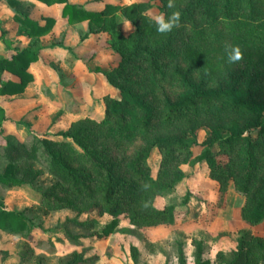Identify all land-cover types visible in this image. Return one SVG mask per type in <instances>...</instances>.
<instances>
[{"label": "trees", "instance_id": "trees-1", "mask_svg": "<svg viewBox=\"0 0 264 264\" xmlns=\"http://www.w3.org/2000/svg\"><path fill=\"white\" fill-rule=\"evenodd\" d=\"M39 1L63 4L61 15L69 24L87 21L89 31L109 33V47L120 60L115 68L103 74L117 89L118 96L104 95L102 118L71 124L67 130L59 132L62 140L31 136V142L26 144L12 135L5 136L0 147V159L4 163L0 168V184L35 188L39 192V204L49 210L69 208L88 212L96 209L99 216L111 217L99 230L96 219H66L58 229L73 245H79L84 235L107 237L118 225L120 216L127 218L135 228L173 224L174 206L159 209L154 201L184 178L178 166L190 162L191 143L181 135H155L154 132L188 115L214 117L224 110L257 117L264 114V104L253 97L250 83L241 91L238 90L241 83L233 79L229 85L210 87L207 84L215 70L227 66L226 47L235 45L241 53L264 54V0H187L178 9L179 25L170 33L158 34L150 21L151 24L144 26L145 31L137 24L129 41L116 28L113 16L116 10L125 12L128 6L107 4L102 11L93 12L67 0ZM160 2L164 4L162 12L177 8L167 9L166 0ZM180 2L175 0V4ZM6 3L20 34L37 40L53 26L52 18L37 21L30 17L33 4L18 0H6ZM183 23L189 28L185 40L181 37ZM146 29L160 35V40L150 44ZM39 50L32 46L17 51L10 58L0 55V96L23 92L33 79L27 69L37 60ZM200 70L203 73L196 78L194 73ZM5 71L15 75L18 81L3 80L1 76ZM166 81L181 89L175 99L165 91L161 93L160 87ZM155 89L160 91L156 97L153 96ZM4 118L0 107V125ZM253 127L258 128L255 136L251 135ZM70 142L80 152L71 148ZM132 145L135 147L127 153ZM201 145L199 159L209 168L210 178L222 187L231 180L236 191L246 197L241 208L242 219L250 224L259 223L264 219V125L254 123L231 129L226 137L213 130ZM215 145L220 151H216ZM66 150L74 157H67ZM153 150L160 154L154 177L148 163ZM219 152L228 155L227 162L221 166L215 160ZM74 159L77 166L73 164ZM34 163L46 168L54 179L53 185L37 186L39 174ZM59 190L64 194L60 195ZM80 203L86 207L82 211ZM32 227H35L32 217L23 211L8 210L0 200V231L25 237ZM130 252L135 260L137 249L131 246ZM26 254L30 256L29 251ZM260 255L264 256V238L243 236L238 239L229 264H256ZM178 258L179 263L184 264L181 249ZM60 264L100 263L97 256L86 258L82 252L72 251ZM194 264H207L202 259L200 242L196 243Z\"/></svg>", "mask_w": 264, "mask_h": 264}, {"label": "rangeland", "instance_id": "rangeland-1", "mask_svg": "<svg viewBox=\"0 0 264 264\" xmlns=\"http://www.w3.org/2000/svg\"><path fill=\"white\" fill-rule=\"evenodd\" d=\"M70 1L82 3L86 9L93 11L101 10L105 2L128 6L129 9L125 12L119 9L113 13L116 28L128 41L137 24L141 27L151 24L150 17L160 14L164 7L160 0ZM186 1L179 0L180 3L175 4L174 9L176 6V10L182 8ZM32 16H51L56 23L42 39L45 49L41 58L31 66L34 80L15 100L3 102L7 119L0 131V147L7 135L26 144L31 142V136L62 140L59 132L67 130L71 124L83 119L99 121L102 118L104 95L118 96L117 89L107 82L103 74L115 68L120 60L109 47L110 35L107 31L91 32L86 23L68 25L60 17L58 6L38 5ZM122 19L129 21L131 28H125ZM0 20L12 41V47L20 49L29 44L25 38H16V24L10 17L5 0H0ZM183 25L181 37L185 40L189 28L184 23ZM92 28L95 30L96 26L93 25ZM143 30L145 31V27ZM159 37L160 35L146 29V39L150 44L157 42ZM4 52L10 54L11 50L6 49ZM261 56L262 60H259ZM225 65L227 66H223V69L219 68L212 73L207 84L210 87L229 85L233 79L241 83L237 87L241 91L250 83L253 97L264 104V54L242 53L238 62H225ZM201 73L203 71L200 70L194 75L199 78ZM160 88L161 93L165 91L171 99L181 94L177 85L167 81ZM158 91L154 90V97ZM254 123L264 125V114L257 117L254 114L224 110L214 117L202 115L193 118L188 115L176 119L168 126L158 127L155 135H181L191 143L192 151L190 162L178 166L184 178L174 189L155 198L154 205L159 209L166 205L174 206V223L163 229L145 231L135 228L128 223L127 218L120 216L118 225L107 237L84 235L79 245H73L63 238L62 231L58 229L66 219H96V229L99 230L111 217L99 216L96 209L83 212L86 208L83 203L79 206L82 212L69 208L49 210L39 204V192L35 188L0 184V200L5 207L25 212L35 224V227L26 231L25 237L0 231V264H60L72 251L82 252L86 258L97 256L100 264H180L179 249L182 250L184 264H194L197 242L201 244L202 259L207 264H229L239 238H264V219L257 224H250L242 219L241 208L246 197L236 191L231 180L222 187L210 178L209 168L199 159L203 150L201 143L213 130L226 137L231 129ZM257 130L258 128L253 127L251 135L255 136ZM69 145L80 152L71 142ZM133 147L135 146L128 147L127 153ZM215 147L218 151L219 146ZM65 154L69 158L74 157L68 150ZM215 160L221 166L227 162L228 155L219 152ZM72 161L75 166L78 165L77 160ZM159 161V152L153 150L148 159L153 177ZM3 165L0 159V168ZM33 167L39 174L38 187L53 185L54 179L45 167L38 163H34ZM59 194L63 195L64 192L59 190ZM72 231L81 234L77 229ZM131 246L137 248L135 260L130 252ZM26 251L30 252V256H27ZM5 254L6 257H3ZM256 264H264L263 255L258 257Z\"/></svg>", "mask_w": 264, "mask_h": 264}, {"label": "crops", "instance_id": "crops-1", "mask_svg": "<svg viewBox=\"0 0 264 264\" xmlns=\"http://www.w3.org/2000/svg\"><path fill=\"white\" fill-rule=\"evenodd\" d=\"M18 1H22V2H27V3H30V4H33V8L31 9V12H30V17L32 18V19H34V20H37V21H41L42 20V18H46V17H49V18H52L53 19V17H51V16H42V17H39V18H34L32 15H33V11H34V9L36 8V7H38V5H43V6H45V7H51V6H58L59 8H60V17L63 19V20H65L66 21V23L68 24V25H76V24H80V23H86L87 24V26H88V22L87 21H83V22H80V23H74V24H69L68 23V21H67V19L66 18H64V17H62V15H61V10H62V5L63 4H60V3H52V4H46V3H44V2H41V1H39V0H18ZM69 3H72V4H79V5H81L85 10H87V11H93V10H88V9H86L85 8V5H83L82 3H79V2H71L70 0H67ZM5 2H6V0H5ZM7 4V3H6ZM107 4H114L113 2H105L104 3V5H103V8L101 9V10H99V11H102L104 8H105V6L107 5ZM7 7H8V10H9V14H10V17H11V19H12V21L16 24V26H15V35L17 36L16 38H18L19 40L21 39L22 40V38L24 39H26L28 42H29V44H27L25 47H22V48H20V49H18V48H16V47H12L11 46V39L7 36V31L4 29V27L1 25L2 23H1V20H0V55H2L3 57H5V58H10L13 54H15L17 51H20V50H23V49H26V48H29V47H32V46H35V47H38L40 50H39V52H38V58H37V60L35 61V62H33V63H31L30 65H29V67H28V69H27V71H28V73L32 76V81L34 80V75L31 73V66L33 65V64H37V62H38V60L41 58V55H42V52H43V50L45 49V47L43 46V44L41 43L42 42V39L53 29V27H54V25H55V20L53 19V26L51 27V29L46 33V34H44V35H42V36H40L37 40H35V39H33V38H30V37H27V36H25V35H23V34H20L19 33V31H18V24L14 21V19H13V13H12V11H11V9L9 8V6H8V4H7ZM99 11H93V12H99ZM89 27V26H88ZM2 35H4V36H2ZM4 47V48H3ZM2 49H3V51H2ZM6 49H9V50H11V53L10 54H6L4 51H6ZM1 78L3 79V80H12V81H18V78L15 76V75H13V74H11V73H9V72H7V71H5V72H3V74H2V76H1ZM32 81H30L28 84H30ZM28 84L26 85V87H25V89L23 90V92H21V93H19V95L20 94H23L24 92H25V90H26V88H27V86H28ZM18 94H15V95H1L0 96V107L4 110V120L1 122V125H0V131L1 130H3V128H4V122L6 121V119H7V115H6V113H5V107H4V105H3V102L4 103H8L9 102V100H15V98H16V96H17ZM165 226H167V225H158V226H155V227H151V228H145V231H150V230H153V229H160V228H164ZM140 229H144V228H140ZM135 247V246H134ZM136 248V247H135ZM137 249V248H136ZM137 254H138V252H137Z\"/></svg>", "mask_w": 264, "mask_h": 264}, {"label": "clouds", "instance_id": "clouds-1", "mask_svg": "<svg viewBox=\"0 0 264 264\" xmlns=\"http://www.w3.org/2000/svg\"><path fill=\"white\" fill-rule=\"evenodd\" d=\"M175 0H166L165 8L174 9ZM151 22L155 25V30L158 34L166 35L176 28L181 21V13L178 10L169 13L160 12V14L150 17ZM125 28H131V23L122 19ZM226 62L229 64L238 62L242 53L239 46H228L225 48Z\"/></svg>", "mask_w": 264, "mask_h": 264}]
</instances>
